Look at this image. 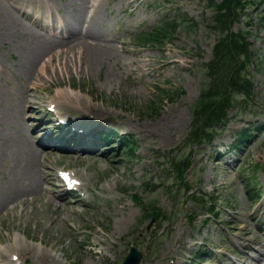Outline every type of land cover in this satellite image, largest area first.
Returning <instances> with one entry per match:
<instances>
[{
    "label": "rangeland",
    "instance_id": "rangeland-1",
    "mask_svg": "<svg viewBox=\"0 0 264 264\" xmlns=\"http://www.w3.org/2000/svg\"><path fill=\"white\" fill-rule=\"evenodd\" d=\"M14 1L63 19L73 39L52 42L12 10L7 1L0 0V181L11 176L9 160L4 157L9 151L24 145L40 148L44 132L35 133L34 125L39 122L28 117L43 119L40 112L45 101L55 98L62 89L71 88L77 96L72 107L116 117L123 132L133 136L136 150L128 157L121 147H112L109 154L95 156L91 162L51 156L47 168L41 164L35 168L37 184H44L47 191L34 185L22 193L31 194L24 202L16 199V195L23 197L21 193L8 197L3 192V200L0 191V253L16 239L28 247L33 244L30 251L37 246L22 264H50L52 259L56 264H121L131 244L144 250L140 264H184L203 241L221 247L216 252L228 253L229 245L216 223L202 226L206 212L200 206L205 204L200 194L227 207L228 212L222 213L219 220L240 247L241 235L250 240L260 235L255 225L246 223L251 201L245 192V178L250 167L256 168L252 187L264 189V129L250 140L245 152H232L227 147L236 137L231 132L233 127L239 131L249 124H264V2L256 0L258 4L244 12L236 26L251 24L254 66L249 76L254 94L248 111L255 112L232 108L225 132L205 151L203 146L192 155L194 167L185 174L188 185L179 188L178 180L165 169L171 157L190 151L184 141L192 119L191 106L207 83L203 67L214 58L213 47L219 36L209 27L214 16L210 1L54 0L55 5L46 0ZM89 1L100 4L88 22L90 39L85 40L79 30L85 23ZM172 21L177 27L163 46L136 45L139 35ZM115 33L120 36L112 43L116 55L101 58L87 69L92 57H86L89 50L84 45ZM42 42L50 43L44 51L39 49ZM112 144L110 140L107 148ZM90 149L98 151L93 146ZM219 151L225 154L217 159ZM62 167L77 170L80 182L92 193L84 204L57 200L52 195V183L57 179L54 169ZM43 174L51 184L42 181ZM175 185L178 187L170 191ZM133 194L140 200L133 199ZM139 202L147 208L155 205L164 217H155L148 229L152 219ZM187 246L192 247L190 252L185 250ZM260 251L248 250L252 258ZM247 260L254 263L251 258ZM220 263L216 256L211 264Z\"/></svg>",
    "mask_w": 264,
    "mask_h": 264
},
{
    "label": "trees",
    "instance_id": "trees-1",
    "mask_svg": "<svg viewBox=\"0 0 264 264\" xmlns=\"http://www.w3.org/2000/svg\"><path fill=\"white\" fill-rule=\"evenodd\" d=\"M243 1L220 0L219 4L213 3V1L210 4L216 10L213 28L219 29L221 32L229 31V34L220 39L214 50V59L206 65L208 82L192 106L193 118L186 141L188 146L205 143L219 133L216 124L225 122L228 109L237 102L236 92L243 96H249L251 93L252 84L250 80L246 79L242 71L239 70L241 67L243 69V64L246 63L247 43H245L244 38H240L242 34L230 32L233 22L238 19L239 3ZM166 26L164 31L157 30V33L151 36L149 40L162 42L163 39L160 40L159 38L175 28L176 24H166ZM240 56L244 59L243 64L238 59ZM250 131L243 132L233 142L232 147H239L240 143L246 141ZM126 149L129 151V155H132L134 147L128 143ZM188 165L189 157L176 160L173 166L175 174L182 177ZM152 210L156 209L152 208Z\"/></svg>",
    "mask_w": 264,
    "mask_h": 264
},
{
    "label": "bare ground",
    "instance_id": "bare-ground-1",
    "mask_svg": "<svg viewBox=\"0 0 264 264\" xmlns=\"http://www.w3.org/2000/svg\"><path fill=\"white\" fill-rule=\"evenodd\" d=\"M46 1L51 2L53 5H55L54 0H46ZM81 41L85 42V40H83V39H81ZM49 44L50 43H48V42H42L41 48L39 47V49L44 51L45 47L48 46ZM87 45H84V49L89 50L86 57H90V56L92 57V59L90 60L88 66H87V69H90V67H92V65L94 63L100 62L101 58H108L112 54L114 56L116 55V52H115V50H113L112 45L104 46L103 44L98 43V42L94 43L93 45H91V44L88 46ZM70 61L72 63L74 62L72 59ZM68 66L70 67L71 65H65L66 68ZM81 72H83V70ZM61 74H62V72L59 73V75H61ZM58 95L61 97H64L63 100L64 99H67V100L68 99L69 100L70 99H77V96L73 93V90L71 88H67L66 90L58 91ZM30 103H31V101L29 100V104ZM93 115L101 116L102 114H99L97 112H93ZM85 156L89 157L90 155L87 154ZM4 157H7V159L9 160V163H10L9 170L11 172V176L8 175V179L5 178V179H2L0 181V191L2 192L3 200L5 199V195L3 192H6L8 197H10L12 194L16 195L18 193H21V195L23 197L18 198L19 196L16 195L17 196L16 199L19 200V199L25 198L26 200H28V197L31 196V194L27 193L26 195H23L22 193L24 192V190H26L30 187L33 188L34 185H35L34 188H36V186L37 187H43V185L37 184L38 181L36 179L37 173L35 172L36 171L35 168H38L40 164H41V166L44 165L45 160H46V158L44 156V151L35 149L34 147H31L28 145H24L21 148L9 151ZM0 160H2V156H0ZM14 174H17L19 177L16 178V176ZM42 181H44V180H42ZM22 238L25 241V238L24 237H22ZM15 243L16 244L8 247L9 252L17 253L19 255L18 260H20V259L23 261L26 260L28 258L27 253L31 250V247H33L34 245L31 244L28 247L24 243H21L20 240H16ZM256 244H257V242H254L251 244L249 243V244H247V246L251 249H255ZM42 246L43 245L41 244V247ZM13 255H16V254L13 253ZM8 256L9 255L6 253H0L1 264H2V260H6L8 258ZM244 256H246V254H244ZM14 264H17V262H15ZM50 264H56L54 259H52Z\"/></svg>",
    "mask_w": 264,
    "mask_h": 264
},
{
    "label": "water",
    "instance_id": "water-1",
    "mask_svg": "<svg viewBox=\"0 0 264 264\" xmlns=\"http://www.w3.org/2000/svg\"><path fill=\"white\" fill-rule=\"evenodd\" d=\"M140 259H141V254L135 252L134 248H132L127 258L128 261L125 264H136L140 261ZM131 261L132 263H130Z\"/></svg>",
    "mask_w": 264,
    "mask_h": 264
}]
</instances>
